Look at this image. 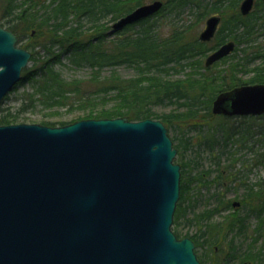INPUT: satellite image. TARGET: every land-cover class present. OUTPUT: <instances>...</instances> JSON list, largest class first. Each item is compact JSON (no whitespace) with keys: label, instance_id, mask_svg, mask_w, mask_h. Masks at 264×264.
I'll return each instance as SVG.
<instances>
[{"label":"trees","instance_id":"1","mask_svg":"<svg viewBox=\"0 0 264 264\" xmlns=\"http://www.w3.org/2000/svg\"><path fill=\"white\" fill-rule=\"evenodd\" d=\"M161 1L164 2L162 9L154 17L141 21L136 33L120 35L106 45L103 38L108 28L101 21L106 18L114 21L142 5L143 0H0L1 26L17 36V45L30 51V60L34 61L31 67L23 69L19 82V85L31 83L32 91L23 93V100L15 110L0 104V125L30 121V109L37 105L50 110L65 108L70 114L68 120L50 121L42 117L39 124L46 126L117 117L130 121L160 120L168 131L170 127L173 131L175 162L180 165V194L174 225H191L197 239L208 234L204 239L207 245L203 241L195 242L196 247L203 246L211 254H216L212 249L218 241L216 235L228 238L234 232L235 236L249 238L251 234L256 238L250 239V254L246 256L250 264H264L261 225L264 223V183H246L245 178L239 177L241 171L247 174L254 165L262 164L264 169V150L259 153L252 149L264 136V115L235 117L242 123L240 129L241 125L232 120L235 118L211 112L212 101L218 94L241 85L264 84V54L254 44L264 25V4L255 0V9L242 16L238 9L241 0ZM186 8L192 14L194 11V22H201L212 14L221 16L220 27L210 43L201 42L196 33H191L192 23L176 26L170 22L167 35H159V20L166 21L167 16L179 15ZM228 40L235 43L233 53L205 67L202 58ZM41 50L43 59L39 57ZM239 51L244 55L238 57ZM61 53H68L72 64L84 63L96 70L95 73L119 65L132 66L137 77L92 75L88 85L81 86V81H66L53 69ZM255 58L262 59V66L248 70ZM227 62L230 63L226 69H216L217 64ZM184 67H189V72L183 79L167 77L170 70ZM250 72L248 79L241 78L242 73ZM167 105L174 106L171 113L157 115L153 111L154 107ZM191 133L194 135L189 136ZM249 138L254 139L248 147L253 155L250 159H241L236 155L237 148L245 147ZM229 146L236 149L230 151ZM194 147L197 148L194 156L186 158L184 154ZM203 153L206 158L200 155ZM202 160L209 161L212 167H203ZM239 188L243 192L235 198L240 202L241 212L231 206L232 198L225 197L229 190ZM204 189L213 190L205 201L201 195ZM210 198H214L211 204ZM224 211L228 212L222 218L220 214ZM216 217L220 222L211 223ZM173 231L177 237L189 235ZM260 239L263 242L256 246ZM253 249H256L254 253ZM208 261L216 264L212 256Z\"/></svg>","mask_w":264,"mask_h":264},{"label":"water","instance_id":"2","mask_svg":"<svg viewBox=\"0 0 264 264\" xmlns=\"http://www.w3.org/2000/svg\"><path fill=\"white\" fill-rule=\"evenodd\" d=\"M264 4V0H262ZM254 0H242L249 14ZM153 1L120 17L111 33L154 15ZM220 17L198 35L210 41ZM0 25V103L31 53ZM209 53V67L234 50ZM211 112L264 115V84L218 94ZM176 149L158 119H84L61 126L0 125V264H200L189 238L173 233L180 194Z\"/></svg>","mask_w":264,"mask_h":264},{"label":"rangeland","instance_id":"3","mask_svg":"<svg viewBox=\"0 0 264 264\" xmlns=\"http://www.w3.org/2000/svg\"><path fill=\"white\" fill-rule=\"evenodd\" d=\"M153 0H143V4H148L150 2H152ZM255 4V2H254ZM255 9V7L253 6L252 11ZM194 14V11H193ZM192 14V11H190V9L186 8L183 9V11H181V13H179V15H175V14H171L170 16L166 17V21H161L159 20L160 23V28H158V32L160 36L163 35H167V33L169 32L170 26L169 23L171 22V24L176 25V26H186L191 24V33H196L197 36L199 35L200 31L203 29L204 27V23L207 17L204 18L203 21L201 22H194L195 21V16ZM210 16V15H209ZM122 17V16H121ZM118 19V18H117ZM116 19V20H117ZM116 20L111 21L109 18L103 19L101 21V24L104 25V27H107L108 29L105 32V37L103 38V40L105 41V44L108 45L113 41H116L118 39V37L120 35H126V34H133L136 33L140 26L137 25H133L131 26V28L127 29V30H120L117 32H113L111 33V27L112 25L116 22ZM87 25H85L86 27ZM220 27V25H219ZM261 31H259L260 35L257 36V40H256V45H259L260 48L262 49V53L264 54V25L262 26V28L260 29ZM210 43V42H209ZM241 47H244V45H240ZM249 51V50H248ZM54 52H57V48L54 49ZM250 53V52H248ZM231 55V54H230ZM244 53L239 51L237 52V56L241 57L243 56ZM250 56V54H249ZM248 56V57H249ZM39 57L40 59L44 58V52L41 50L39 51ZM59 63H56L53 65V69L55 71H57L60 76L62 78H64L66 81H71V80H77V81H81L82 84L81 86H87L88 85V81L91 79L92 75H98L100 78L103 77H109L111 75H116L122 79H131V78H136L137 77V71L132 67V66H128V65H119L113 68H105L101 71H98L97 73H95L96 70H92L90 66L85 65L84 63H80L79 65H75L72 64L69 61V57H68V53H61L59 55ZM203 59V63H204V59ZM261 60L260 58H255L253 60V62L247 67L248 70L253 69L254 66H262L261 64ZM230 62L224 63V64H217L218 67L216 68L217 70L220 69H226V66L229 65ZM34 64V61L30 60L27 64V67H31ZM212 66V65H210ZM189 72V67H184V68H179L177 70H170L166 75L168 78L170 79H183L186 74ZM252 75V73H242V79L246 80L248 79V77H250ZM33 86L31 85V83H23L22 85H18L14 91H12L8 97L7 100H5L3 102V108H8L10 110H15L20 103L23 100V93L24 92H30L32 91ZM31 112L29 113V119L30 121L26 122L27 124L30 123H39V120L43 117V119H49L50 121H54V119H63V120H68L70 118V114H68L65 110V108L62 109H57V110H50V109H43L41 107V105H37L35 108L30 109ZM174 110V106H163V107H154L153 111L157 114H168L171 113V111ZM235 118V117H233ZM234 120V124H236L237 126L241 125L242 123H240L239 120L232 119ZM215 122V121H213ZM56 126H60V125H56ZM242 128V125L240 127V129ZM205 131L207 129V126H205L203 128ZM257 128H254V130ZM203 133H205L203 131ZM202 133V135H204ZM168 135L171 138V136L173 135V131L171 130V127L169 128L168 131ZM190 135H194V133L189 134ZM195 140V139H194ZM252 140L254 139H250L249 141H247L246 146H240L237 148L239 149L238 153L236 154L237 156H241V159H250L253 155V152L250 151L248 149V147L251 146L252 144ZM262 141L259 142H255L256 145L252 147V149L254 151L257 152H261L264 150V136L261 138ZM174 142L172 141V144ZM196 147H194L193 149H189V151H187L184 155L186 158H190L192 156H194L193 151H196ZM230 151H234L236 148L229 146L227 148ZM203 158H206L205 153L200 154ZM229 155V154H228ZM226 155H224L225 157ZM224 159V158H222ZM203 162V167L205 168H210L212 167L210 162L207 160H202ZM237 166H239V164H237ZM243 171L240 172L239 177L245 178L246 183H257V182H263L264 183V169L262 164L256 166H253V170H251L250 172H248L247 174L245 173V171L242 173ZM242 173V174H241ZM211 191H206L201 190V195L203 198V201L206 200V198H208L210 192ZM243 192V189L239 188L237 190H229L225 197L227 198H232L233 200L238 201V199H236L235 197L237 195H240ZM212 200H214V198H210L209 203L211 204ZM203 208V206L201 207ZM242 207H238V211L241 212ZM228 211H224L222 212V214H220V216L223 218L224 215L227 214ZM220 218L216 217L213 218L211 223H218L220 222ZM251 225L253 226L255 224L254 219L250 221ZM262 230L264 232V223L262 222ZM191 226V225H190ZM187 224L186 225H181L179 224L178 226H175L174 223L171 227L172 230H177V231H181L182 233H188L191 235H196V233L194 232L195 228L194 227H190ZM198 235V234H197ZM205 237H208V234H205L203 236V238L201 237L200 239H197L196 236V241H199L200 244L202 243V241L204 242ZM218 241L213 243L212 245V249H214V252H216V254H211V252L209 253L205 247L203 246H199V247H195V253L197 255L198 258H200L201 263L202 264H210V261H208L209 256H212V260H214V262L216 264H225L224 260H227L226 264H242L244 262H246V264H250V259L246 256L249 255V242L250 239H255L256 237H252L251 234L249 235V238H246L243 236H235L234 232H233V236L232 234L230 236H228V238H224L223 236H221L220 234L216 235ZM221 237V238H220ZM232 237V239H231ZM263 239H264V234H263ZM231 239V241H230ZM212 240V239H211ZM263 242L262 239L258 240L256 243V246H259L261 243ZM196 243V242H195ZM206 245L207 243L204 242ZM215 247L217 248V250H215ZM256 251V249H253L252 252L254 253Z\"/></svg>","mask_w":264,"mask_h":264},{"label":"flooded vegetation","instance_id":"4","mask_svg":"<svg viewBox=\"0 0 264 264\" xmlns=\"http://www.w3.org/2000/svg\"><path fill=\"white\" fill-rule=\"evenodd\" d=\"M237 202H238V203H237ZM231 206H232V207H236V208H238V207L240 206V202H239V200H238V201L233 200ZM187 237L190 238V239L194 242V244L196 245L195 240H194V239H196V235H191V234H189ZM215 250H217L216 247H215ZM198 260L201 262L200 258H198ZM242 264H246V262H244V263H242Z\"/></svg>","mask_w":264,"mask_h":264}]
</instances>
